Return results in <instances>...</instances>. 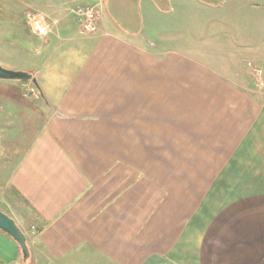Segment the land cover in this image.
Listing matches in <instances>:
<instances>
[{
  "label": "crops",
  "instance_id": "crops-1",
  "mask_svg": "<svg viewBox=\"0 0 264 264\" xmlns=\"http://www.w3.org/2000/svg\"><path fill=\"white\" fill-rule=\"evenodd\" d=\"M192 1L196 40L216 45L170 47L103 0H0L7 31L86 49L63 70L36 48L20 69L39 88L0 79V203L20 217L0 209L26 264H264V0ZM140 4L141 20L173 11ZM83 5L99 11L94 32L75 28ZM21 263L0 230V264Z\"/></svg>",
  "mask_w": 264,
  "mask_h": 264
},
{
  "label": "rangeland",
  "instance_id": "rangeland-1",
  "mask_svg": "<svg viewBox=\"0 0 264 264\" xmlns=\"http://www.w3.org/2000/svg\"><path fill=\"white\" fill-rule=\"evenodd\" d=\"M141 0H103V12L105 16L113 19V21L121 22L119 13L117 9L119 6H123L127 9L128 15H135L139 19V29L144 35H149L150 37H157L159 34L163 33L165 38H167V43L170 47L178 48L182 42L185 44L186 41L192 44H199L206 46L207 48L212 45H216V42L211 39V35H203L202 38L196 40V31L194 29L197 28L199 23L195 22V14L193 12H197L198 5L195 1L192 0H153L156 5L164 9H172L173 11H169L170 15L165 16V18H153L148 19L145 8L144 9V19L141 20V14L139 11V7L142 6L140 4ZM204 1H212V0H204ZM182 3L181 5L179 3ZM181 6V7H180ZM117 8V9H116ZM179 8L181 11L180 12ZM44 11V10H42ZM210 13V12H208ZM3 16L0 15V65L8 68V69H20V67H24V61L28 59L29 61L34 62V50L36 48H40L42 44L39 40H35L34 37L30 39V37L26 36V32L24 30V23L22 28L16 31H7L8 25L5 24ZM144 23V28H143ZM154 25L153 29L148 31L149 26ZM75 24V23H73ZM184 25V26H183ZM79 27V24L76 22L75 28ZM163 26V28H167L165 30L160 29L159 27ZM151 28V26H150ZM162 28V27H161ZM15 34L18 35L15 37ZM83 33H78V36H85ZM74 36V35H73ZM66 36H61V39L56 38L55 36H50V43L45 46V48H40V52L42 55H48L49 57H58L65 60L63 62V70L73 69L76 62H72V60L76 57L79 59L82 57L86 51L84 45H80L76 43L77 39L74 41H68L64 39ZM77 37V36H76ZM22 40H28V43H24ZM213 42H212V41ZM168 46V47H169ZM221 50H224V55L230 56V52H227V48L223 47ZM36 61V59H35ZM254 67L260 68L264 70L263 66H259L258 63H252ZM1 207L4 208L10 214L20 217V211L13 208L10 204L0 203Z\"/></svg>",
  "mask_w": 264,
  "mask_h": 264
},
{
  "label": "water",
  "instance_id": "water-1",
  "mask_svg": "<svg viewBox=\"0 0 264 264\" xmlns=\"http://www.w3.org/2000/svg\"><path fill=\"white\" fill-rule=\"evenodd\" d=\"M0 79L5 80H19L22 82L30 81L37 88H39L37 79L32 75L31 72L21 69H8L0 65ZM0 230L10 235L19 245L22 261L21 264H26L25 261L29 257V250L26 244V237L20 227L17 225L15 220L10 217L7 213L0 209Z\"/></svg>",
  "mask_w": 264,
  "mask_h": 264
},
{
  "label": "built area",
  "instance_id": "built-area-1",
  "mask_svg": "<svg viewBox=\"0 0 264 264\" xmlns=\"http://www.w3.org/2000/svg\"><path fill=\"white\" fill-rule=\"evenodd\" d=\"M76 22L83 32H94L97 28L99 11L96 5L76 6L73 9ZM30 23L33 30L38 35L46 33V17L41 14H33L30 17ZM33 229L34 226H31Z\"/></svg>",
  "mask_w": 264,
  "mask_h": 264
}]
</instances>
